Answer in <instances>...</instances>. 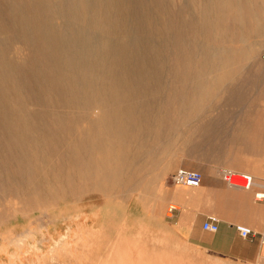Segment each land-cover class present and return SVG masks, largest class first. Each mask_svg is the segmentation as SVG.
<instances>
[{
    "label": "rangeland",
    "instance_id": "obj_1",
    "mask_svg": "<svg viewBox=\"0 0 264 264\" xmlns=\"http://www.w3.org/2000/svg\"><path fill=\"white\" fill-rule=\"evenodd\" d=\"M247 2L0 0V264H107L121 237L138 261L176 219L179 169L264 168V19L230 9ZM101 112L138 127L104 167Z\"/></svg>",
    "mask_w": 264,
    "mask_h": 264
},
{
    "label": "crops",
    "instance_id": "obj_2",
    "mask_svg": "<svg viewBox=\"0 0 264 264\" xmlns=\"http://www.w3.org/2000/svg\"><path fill=\"white\" fill-rule=\"evenodd\" d=\"M251 151L260 158L264 156V147L254 150L251 146ZM231 158L229 166L233 167ZM234 168L248 172L255 181L253 189L229 187L220 179L217 184L211 183L204 174L196 187L199 191L179 185L168 187L166 205L177 206L173 212L177 214L175 221H165V232L154 239L145 237L146 246L137 251L138 261L127 256L122 237L113 238L107 245L110 254L107 264H264V201L254 198L256 192L264 191V168L259 158L250 168ZM187 191L189 194L184 193ZM208 218L217 219V232L203 229ZM237 225L248 227L253 235L240 237Z\"/></svg>",
    "mask_w": 264,
    "mask_h": 264
},
{
    "label": "bare ground",
    "instance_id": "obj_3",
    "mask_svg": "<svg viewBox=\"0 0 264 264\" xmlns=\"http://www.w3.org/2000/svg\"><path fill=\"white\" fill-rule=\"evenodd\" d=\"M256 1V2H255ZM258 7H257V9H255L254 11H252V9H251V3L249 2V0H248V2H247V4H242V3H239L238 5H236V6H233V9H232V7L230 6V9H231V11H233L234 10V12H235V14L233 15V17L232 18H234L235 20H242V19H246V20H249V22L250 23H253L254 21H257V22H259V20H261L262 18L264 19V0H254L253 1ZM246 7H248L249 9H248V11H246ZM55 11V10H54ZM189 16V15H188ZM207 17V16H206ZM190 19V18H189ZM185 20V19H184ZM251 30H252V33H255V30H254V28H252L251 27ZM225 33V32H224ZM77 34V33H76ZM241 34V33H240ZM212 38V37H211ZM65 40V39H64ZM63 40V41H64ZM199 44H200V42H199ZM247 46V48H248V45H246ZM257 46V45H256ZM211 48V47H210ZM260 48V47H259ZM225 50H226V48H225ZM239 56V55H238ZM245 56V55H244ZM248 56V55H247ZM251 56V55H250ZM63 57V56H62ZM221 57V56H220ZM237 57V56H236ZM190 58V57H189ZM206 59H208V58H206ZM221 59V58H220ZM250 60V59H249ZM210 61V60H209ZM190 62H191V59H190ZM219 62V61H218ZM244 62H245V60H244ZM233 63V62H232ZM212 64V63H211ZM191 65V64H190ZM216 64H214V66H215ZM223 65H225V66H229L228 65V63L226 62V59H224L223 60ZM233 65V64H232ZM183 66V65H182ZM167 70H168V68H167ZM183 71V70H182ZM202 71V70H201ZM207 71V70H206ZM203 72V71H202ZM63 73V72H62ZM169 73V72H168ZM215 74V73H214ZM214 74H212V75H214ZM206 75V74H205ZM87 76H88V74H87ZM192 76H194V75H192ZM166 77V76H165ZM169 77V76H168ZM204 77V76H203ZM202 77V78H203ZM207 77H208V75H207ZM206 77V78H207ZM201 78V77H200ZM208 80V79H207ZM215 80H216V78H215ZM214 80V81H215ZM200 81V80H199ZM198 81V82H199ZM203 81V80H202ZM213 81V82H214ZM209 82V81H208ZM200 83H203V82H200ZM207 84H209V83H207ZM201 89V88H200ZM208 90V89H207ZM216 91V90H215ZM209 93H211V92H209ZM199 94H200V92H199ZM202 94V93H201ZM201 94H200V96H201ZM207 94V93H206ZM200 96H198V98L200 97ZM205 97H206V95H205ZM216 97V96H215ZM183 99V98H182ZM201 100H203L202 98H201ZM206 100V99H205ZM184 101V100H183ZM207 101V100H206ZM201 102H203V101H201ZM191 109V108H190ZM182 110V109H181ZM187 110V109H186ZM203 112V111H202ZM101 114H102V112H101ZM198 115V114H197ZM179 116H180V114H179ZM125 118V117H124ZM95 121H97V122H99V128H100V133H102L101 134V137H100V143H101V145H103V149H106V151L104 152H100L99 153V155H101L100 156V158L97 160L99 163H100V165L101 166H106V165H109V164H113L114 162H116V161H120V159H122V153H121V150L120 151H118L119 152V154L120 155H117L119 158H117V160H114V146L116 145V144H119V143H122V147L124 148V145H128V146H130V140H127L128 139V135H127V132L128 131H130V130H132V131H136L137 129H138V127L137 126H135L134 124H132L129 120H128V123H127V121L126 120H124V119H121L120 118V115H118V114H116V117H115V119H113V118H109L108 116L106 117V114L105 113H103L101 116H100V118H98L97 120H95ZM156 122H158V120L156 121ZM153 125V124H152ZM163 126V125H162ZM38 136H39V134H37ZM37 136V137H38ZM107 137L109 138V139H107ZM39 140V139H38ZM138 143V142H137ZM136 143V144H137ZM254 145V144H253ZM252 145V146H253ZM141 148H142V146H140ZM139 148V147H138ZM39 153H40V151H39ZM112 154H113V156H112ZM140 155V154H139ZM61 160V159H60ZM203 169V168H202ZM140 170V169H139ZM138 170V171H139ZM29 171H27V173H28ZM30 173V172H29ZM51 173H53V172H51ZM123 173H125L124 172V170H122V169H109V171H106V170H101L100 172H95L94 173V176H96L95 178H98L99 180H107V181H114V180H117V179H119V177L120 176H122L123 175ZM24 174H26V172L24 173ZM31 174V173H30ZM93 174V173H92ZM157 175L158 174H156L155 176H154V180L157 178ZM29 176V175H28ZM57 177V176H56ZM86 177V176H85ZM31 179V178H30ZM24 180H26V179H24ZM32 180H33V178H32ZM83 180V179H82ZM128 180H129V178H128ZM37 182V181H36ZM126 182H127V180H126ZM139 182V181H138ZM137 182V183H138ZM16 185H17V183H15ZM38 184V183H37ZM62 186V185H61ZM57 187V186H56ZM74 188V187H73ZM48 189V188H47ZM56 189V188H55ZM62 189V188H61ZM63 189H64V187H63ZM57 190H58V188H57ZM6 191H7V189H6ZM32 191V190H31ZM33 192V191H32ZM31 192V193H32ZM39 192V191H38ZM40 192H41V190H40ZM55 192H56V190H55ZM147 193V192H146ZM185 194H189V191H187V192H184ZM147 195V194H146ZM32 197V199H33V196H31ZM158 207V206H157ZM156 207V208H157ZM169 208L170 209H173V208H177V206L174 204V205H170L169 206ZM170 211V210H169ZM166 216L167 217H171V214L170 213H166Z\"/></svg>",
    "mask_w": 264,
    "mask_h": 264
},
{
    "label": "built area",
    "instance_id": "obj_4",
    "mask_svg": "<svg viewBox=\"0 0 264 264\" xmlns=\"http://www.w3.org/2000/svg\"><path fill=\"white\" fill-rule=\"evenodd\" d=\"M221 178L229 187H234L242 190H251L255 186L254 179L245 173L236 172L230 169H223L221 171ZM202 181V175L198 171L179 169L172 177L174 185L186 186L191 188L199 187ZM256 201H264V191L255 193ZM171 211V210H170ZM203 229L207 232L215 233L218 231V221L215 218H208L204 224ZM237 233L242 238H248L253 235V232L245 226L237 225L235 227Z\"/></svg>",
    "mask_w": 264,
    "mask_h": 264
}]
</instances>
